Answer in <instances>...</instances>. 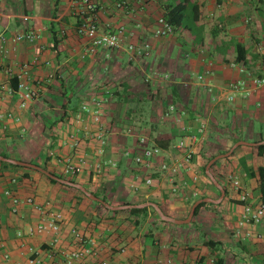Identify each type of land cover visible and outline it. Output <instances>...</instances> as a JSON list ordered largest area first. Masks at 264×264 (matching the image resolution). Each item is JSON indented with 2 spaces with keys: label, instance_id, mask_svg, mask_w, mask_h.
Listing matches in <instances>:
<instances>
[{
  "label": "crops",
  "instance_id": "obj_1",
  "mask_svg": "<svg viewBox=\"0 0 264 264\" xmlns=\"http://www.w3.org/2000/svg\"><path fill=\"white\" fill-rule=\"evenodd\" d=\"M74 1L0 3V35L39 34L33 43H0V155L42 170L45 166L44 171L97 194L111 207L154 204L165 216L183 221L193 203L209 201L188 224L161 223L153 209L156 215L149 210L135 228L126 210L110 213L76 188L51 184L37 170L0 164V264H24L34 256L47 264L51 254L72 248L73 229L98 253L90 264H216L215 256L222 264H264V229L238 226L242 206L231 186V180L238 179L251 201L261 203L264 149L257 148L264 146V86L254 88L251 82L264 78V0H194L197 20L187 22L188 30L164 38L153 35L156 22L179 0H93L98 30L123 31L115 50L93 48L77 34L80 20ZM143 45L149 47L147 55L140 52ZM24 65H29L26 80L37 96L20 109L17 93L8 95L5 89L16 90ZM239 80L246 82L248 92L228 101L229 85ZM107 92L100 116L84 113V107ZM8 113L15 119L5 118ZM201 124L203 132L198 133ZM97 133L103 134L105 146L94 139ZM140 138L162 150L148 166L133 161L143 149ZM180 141L191 147L194 170H180L176 182L183 179L187 185L173 193L160 164L182 161L172 148ZM235 145L228 157L210 167L217 187L206 175V161ZM68 160L83 161L81 173L65 175ZM7 189L21 200L49 203L61 213L56 245L51 244L52 233L26 235L40 215L25 204L13 212L4 195ZM208 240L220 245L209 249L203 244Z\"/></svg>",
  "mask_w": 264,
  "mask_h": 264
},
{
  "label": "built area",
  "instance_id": "obj_2",
  "mask_svg": "<svg viewBox=\"0 0 264 264\" xmlns=\"http://www.w3.org/2000/svg\"><path fill=\"white\" fill-rule=\"evenodd\" d=\"M2 0H0V3ZM73 9L75 13L79 16V25L77 27V34L87 39L89 45L93 48L104 49V50H115L118 49L121 45L122 29H117L115 31L109 32H100L95 23V14L97 13L98 6L93 0H75L73 3ZM26 20V19H25ZM173 27L164 19L159 18L156 22V27L153 31V35L156 38L168 37L173 33ZM39 39V34L36 31H26L23 33L15 34L9 38L4 35H0V43H4L6 40H10L12 43H33ZM129 50H134L133 46L128 47ZM149 51L148 45H143L141 53L147 55ZM36 61V59H35ZM34 62V61H33ZM29 65H24L22 70L17 75V88L16 90L5 89V92L8 95L17 93L20 109L27 107L37 96V90L30 86L26 80L27 69ZM243 72V70H240ZM202 77H199L201 79ZM254 88L264 86V78H253L251 82ZM229 90L231 95L228 97V101L234 99V95L237 93H247V84L244 80H239L235 83L229 85ZM107 98H109V93L100 96L97 99H94L92 106L84 107L83 111L85 114H91L96 117L100 116L103 112L104 106L107 104ZM174 108L170 107L169 112H173ZM5 118L15 119V117L8 113L5 115ZM204 125H200L198 128V133L203 132ZM94 139L100 144L101 147L105 146V140L103 139V134L97 133ZM195 141V137H192L191 142ZM79 141L76 139L72 143V147L76 148ZM139 143L142 145L143 149L138 152L134 157L133 161L135 164L140 166H148L150 161L158 157L162 150L156 146L148 147L147 140L145 138H140ZM175 151L180 152L182 155V161L178 164L169 165L165 162L160 164L161 172L168 174L169 181L172 185V192H178L179 187H186L187 183L182 179L177 183V179L181 178V171L189 172L194 170L193 166V153L191 147L185 141H180L172 147ZM101 152V151H100ZM127 155V154H126ZM84 165L83 161H79L78 164H74L69 160L66 162L63 173L69 176H75L81 173L82 166ZM114 167L115 164H112ZM97 170L100 171V165H98ZM181 170V171H180ZM195 173V172H193ZM180 180V179H179ZM196 174L193 175L192 181H196ZM11 184H16V179L10 180ZM145 183L147 185L151 184V179H146ZM231 186L233 192L237 196V201L242 206V213L238 222V226L242 227H257L261 226L264 229V205L254 204L249 194L242 190L240 181L238 179L231 180ZM4 195L10 199L13 206V212H16V208L19 204H25L31 206L35 211L40 215L39 223L33 228L29 227L26 230L27 236L40 235V234H53V239L51 244L56 245L59 240V235L61 233L63 218L61 213L54 211L52 205L46 203L44 205H38L34 202L32 198H26L21 200L11 189L4 191ZM22 236L21 233L17 234ZM72 237V248L68 251L56 252L49 256L50 261L47 264H90L91 259H97L98 253L94 247L91 246V243L87 242L83 235L73 229L70 231ZM250 233H247V236ZM60 256V259L58 257ZM4 261H8L9 257L7 254L2 255ZM24 264H41V261L38 257H30ZM101 264H106V262H101ZM159 264H177L172 261L161 262ZM187 264V263H185ZM201 264V263H195ZM211 264H215L214 260H211Z\"/></svg>",
  "mask_w": 264,
  "mask_h": 264
},
{
  "label": "trees",
  "instance_id": "obj_3",
  "mask_svg": "<svg viewBox=\"0 0 264 264\" xmlns=\"http://www.w3.org/2000/svg\"><path fill=\"white\" fill-rule=\"evenodd\" d=\"M198 15H199L198 14V9H197V6L194 3V0H179L178 4H176V5L172 6V7H166L165 8V13L163 15V18L173 27L174 31H178V30H184V29L188 30L189 27L187 25V22L188 21L189 22L196 21L197 18H198ZM237 61H242V60L237 59ZM14 88H17V87L15 86ZM257 149L260 152L261 150L264 149V146H259ZM225 153L226 152H223V153L216 152V153H214L213 155H211L207 159L205 166L208 164V162L210 160L214 159L217 156L223 155ZM0 156L3 157V158H7V159L9 158V156L4 155V154H1ZM0 164H4V165L10 166V167L17 168V169H26V168H23V167H20V166L6 164V163H3V162H0ZM240 164H241L243 170L245 172H247V174H248L249 173V169L246 167V165L242 161H241ZM43 170H46L45 166H43ZM47 180L51 184H58L55 180H52V179H50L48 177H47ZM61 186H64V185H61ZM67 188H69V187H67ZM259 191H260V195H261V204L264 205V173L262 172V169H259ZM77 192L80 195L83 196L82 193H80L79 191H77ZM93 195L95 197H98L97 194H93ZM201 199H203V198H201ZM102 200L104 202H106L105 199H102ZM94 203L97 204L99 208H103L98 203H96V202H94ZM204 205H205V203H201L200 205H198L196 207L192 218H194L197 215L199 209L202 206H204ZM126 206H130V205L126 204ZM149 210L152 211L156 215L155 211L151 207H145V208H141V209H130V210H126L125 212L128 213L129 218H130V222L133 224V226L135 228H138L145 221V219L147 218ZM110 213L117 214L118 211H110ZM95 217L96 218L99 217L97 211H95ZM157 219L161 223H164V224L166 223L165 221H162L159 217H157ZM203 244L209 249H213L216 246L220 245L219 242H214V241H210V240L205 241ZM215 257H216L215 260H217L216 264H222L223 259L218 257V256H215Z\"/></svg>",
  "mask_w": 264,
  "mask_h": 264
},
{
  "label": "water",
  "instance_id": "obj_4",
  "mask_svg": "<svg viewBox=\"0 0 264 264\" xmlns=\"http://www.w3.org/2000/svg\"><path fill=\"white\" fill-rule=\"evenodd\" d=\"M236 147V145L234 147H232L227 153L223 154V155H220V156H217L215 157L214 159L210 160L206 166V175L209 177V179L212 181L213 184H215L217 187H219L217 185V183L213 180L212 176L210 175L209 173V170H210V167L213 165V163L215 161H217L218 159L220 158H226L228 157L232 150ZM0 161L1 162H4V163H8V164H11V165H15V166H20V167H25V168H31V169H34V170H37L39 172H41L42 174L46 175L48 178L52 179V180H55L57 181L58 183L62 184V185H65V186H69V187H73V188H76L78 189L81 193H83L88 199H90L91 201H94V202H97L99 204H101L103 207H105L106 209L108 210H111V211H121V210H130V209H141V208H145L146 206L145 205H137V206H121V207H111L109 206L107 203L103 202L102 200L96 198L93 194L87 192L83 187H81L80 185H77V184H74V183H71L69 181H66V180H63V179H60L44 170H42L41 168H39L38 166L36 165H33V164H29V163H25V162H22V161H17V160H12V159H7V158H3V157H0ZM220 189V188H219ZM222 195H223V191L222 189H220ZM206 201H209V200H204V199H201V200H198L196 201L195 203H193V205L191 206L190 208V211H189V214H188V217L183 220V221H178V220H174V219H171L167 216H165L161 211L160 209L154 205V204H151L150 206L156 211V213L158 214L159 218L162 220V221H165V222H171V223H174V224H188L192 217H193V214L195 212V209L198 205H200L201 203H204Z\"/></svg>",
  "mask_w": 264,
  "mask_h": 264
},
{
  "label": "rangeland",
  "instance_id": "obj_5",
  "mask_svg": "<svg viewBox=\"0 0 264 264\" xmlns=\"http://www.w3.org/2000/svg\"><path fill=\"white\" fill-rule=\"evenodd\" d=\"M158 217V216H157Z\"/></svg>",
  "mask_w": 264,
  "mask_h": 264
}]
</instances>
